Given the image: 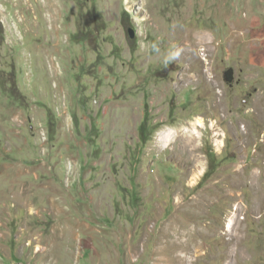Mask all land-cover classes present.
Instances as JSON below:
<instances>
[{
    "label": "rangeland",
    "instance_id": "obj_1",
    "mask_svg": "<svg viewBox=\"0 0 264 264\" xmlns=\"http://www.w3.org/2000/svg\"><path fill=\"white\" fill-rule=\"evenodd\" d=\"M0 264H264V0H0Z\"/></svg>",
    "mask_w": 264,
    "mask_h": 264
},
{
    "label": "bare ground",
    "instance_id": "obj_2",
    "mask_svg": "<svg viewBox=\"0 0 264 264\" xmlns=\"http://www.w3.org/2000/svg\"><path fill=\"white\" fill-rule=\"evenodd\" d=\"M204 124H205L204 119L202 117H197L194 121H192L190 123V127H188V126L184 127L181 130V132L182 133H185L186 135H189L191 137H193V135L200 136V135H197V133H198V127H203ZM178 132L179 131H173V130H169L167 132H161L159 134V140L162 142V144L164 146H168L173 141V139H175L174 137H175V135ZM218 142L221 143L222 145L224 143L223 140L221 142L220 141H218Z\"/></svg>",
    "mask_w": 264,
    "mask_h": 264
},
{
    "label": "water",
    "instance_id": "obj_3",
    "mask_svg": "<svg viewBox=\"0 0 264 264\" xmlns=\"http://www.w3.org/2000/svg\"><path fill=\"white\" fill-rule=\"evenodd\" d=\"M129 36H130V38H135L136 33L133 29H129Z\"/></svg>",
    "mask_w": 264,
    "mask_h": 264
},
{
    "label": "trees",
    "instance_id": "obj_4",
    "mask_svg": "<svg viewBox=\"0 0 264 264\" xmlns=\"http://www.w3.org/2000/svg\"><path fill=\"white\" fill-rule=\"evenodd\" d=\"M143 127V126H142Z\"/></svg>",
    "mask_w": 264,
    "mask_h": 264
}]
</instances>
